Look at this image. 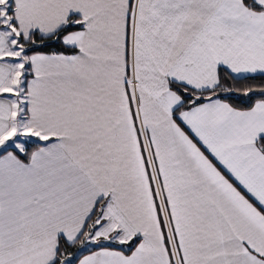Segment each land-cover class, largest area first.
Instances as JSON below:
<instances>
[{
    "label": "snow or ice",
    "instance_id": "6c2138e0",
    "mask_svg": "<svg viewBox=\"0 0 264 264\" xmlns=\"http://www.w3.org/2000/svg\"><path fill=\"white\" fill-rule=\"evenodd\" d=\"M0 264H264V0H0Z\"/></svg>",
    "mask_w": 264,
    "mask_h": 264
},
{
    "label": "trees",
    "instance_id": "16d2710c",
    "mask_svg": "<svg viewBox=\"0 0 264 264\" xmlns=\"http://www.w3.org/2000/svg\"><path fill=\"white\" fill-rule=\"evenodd\" d=\"M251 83L258 85V84H261L262 81H260V80H256V81H252Z\"/></svg>",
    "mask_w": 264,
    "mask_h": 264
}]
</instances>
